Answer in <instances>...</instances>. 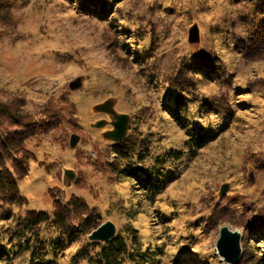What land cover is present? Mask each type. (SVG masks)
I'll return each instance as SVG.
<instances>
[{
    "label": "rangeland",
    "instance_id": "1",
    "mask_svg": "<svg viewBox=\"0 0 264 264\" xmlns=\"http://www.w3.org/2000/svg\"><path fill=\"white\" fill-rule=\"evenodd\" d=\"M7 2L0 16V102L22 98L21 108L37 120L55 110L59 127L32 136L26 155H17L23 163L27 158L28 172L14 175L21 201L0 196V249L10 256L0 255V264L29 261L21 243H10L18 218L50 213L55 200L65 204L72 197L85 199L118 233L135 229L157 264H225L215 253L223 225L243 231L249 260H264L258 220L264 211V58L246 57L264 22L255 6L264 0ZM193 27L199 40L192 44ZM109 98L117 100L118 113L131 116L129 143L120 148L91 127L106 118L92 108ZM195 125L213 139L190 160L184 143ZM15 131L0 128L5 137ZM72 135L80 137L73 149ZM179 151L180 158L169 157ZM167 158L166 189L155 203L137 177L122 174L134 165L132 172L145 178L143 168ZM64 168L77 180L60 201L53 188L63 185ZM223 185L229 188L222 196ZM221 212L259 227L244 236L242 225L212 222ZM56 236L44 229L47 243ZM87 236H64L51 251L53 263L92 264L76 257Z\"/></svg>",
    "mask_w": 264,
    "mask_h": 264
},
{
    "label": "trees",
    "instance_id": "2",
    "mask_svg": "<svg viewBox=\"0 0 264 264\" xmlns=\"http://www.w3.org/2000/svg\"><path fill=\"white\" fill-rule=\"evenodd\" d=\"M8 8L7 0H0V16H4V11L9 10ZM255 13L264 15V5L257 4ZM253 36L251 40L253 48L248 49L246 57L248 60L263 59L264 22L255 30ZM259 86L264 88V81H260ZM23 102V99L18 97L0 102V128L6 127L9 131L16 130L6 137L0 133V196L5 198V201L7 198L11 201H21L23 198L15 176L21 178L28 172L27 158L25 163L17 158L19 153L26 155L27 141L35 134H47L59 127L55 110L51 112L48 108L43 111L45 117L37 120L21 108ZM187 113L185 112L184 115H187ZM179 115L177 121L186 127L182 115ZM188 136L184 143L187 151L185 155L181 151L173 152L169 156L170 158H180L184 155L188 156L190 160L194 159L198 156L200 149L207 146L213 139V137L208 136L205 129L196 125L191 129ZM128 143L129 141L125 142V144ZM115 146L120 148L121 145ZM119 153H122V150H119ZM10 158H13V163L11 168H8L6 164L7 159ZM168 158L158 161L155 163L156 165L150 168H143L145 178H140V176L135 175L136 172H132L131 169L134 165H127L122 174L124 178L137 177L141 189L145 191L146 196L151 199L152 203H155L157 197L166 189L163 171ZM139 159H144V157ZM50 213L27 211L24 217L17 219L15 229L11 230V234H9L11 235L10 243L18 241L29 254L27 264H54L50 256L51 251L54 252L62 244L64 236H87L103 221L100 212L91 208L85 199L80 197H72L65 204L55 200L51 204ZM230 218V215L222 214V212L221 214L215 213L212 222H231L238 227L242 225L245 228L244 236L259 227V224H256L252 219L246 221L242 217L239 221H232ZM258 220L264 225V211L258 216ZM44 229L55 231L57 233L56 238H49V243H47V240L43 237ZM88 249H91L94 253L91 254ZM0 255L10 258L9 254H6L3 249H0ZM156 256L157 254L152 253L150 248H143L137 231L131 229L126 235L119 232L113 241L106 244L86 242V248L76 257H85L92 264H157ZM249 257L245 249L239 264H255L254 260H249ZM263 261V258H261L256 264H263Z\"/></svg>",
    "mask_w": 264,
    "mask_h": 264
},
{
    "label": "water",
    "instance_id": "3",
    "mask_svg": "<svg viewBox=\"0 0 264 264\" xmlns=\"http://www.w3.org/2000/svg\"><path fill=\"white\" fill-rule=\"evenodd\" d=\"M198 31L195 27L190 30V43L198 42ZM75 84V83H73ZM72 86V85H71ZM117 100L109 98L102 103L95 105L92 111L95 114H103L106 118L96 121L91 124L92 128L102 130L103 139L119 144L128 138L129 127L131 123V116L124 113H118L115 109ZM80 137L72 135L70 140V147H76ZM77 180L76 173L70 168L63 169L62 186L53 188L58 200L64 201L67 191L73 187ZM229 186L223 185L221 187V195H225ZM118 235V228L116 224L110 220L102 222L96 229L92 230L87 240L89 243L106 244L113 241ZM243 231L235 228L232 225H223L220 228L219 237L215 246V253L225 264H239L243 257L242 246Z\"/></svg>",
    "mask_w": 264,
    "mask_h": 264
},
{
    "label": "bare ground",
    "instance_id": "4",
    "mask_svg": "<svg viewBox=\"0 0 264 264\" xmlns=\"http://www.w3.org/2000/svg\"><path fill=\"white\" fill-rule=\"evenodd\" d=\"M120 187V186H119ZM121 189H122V191L125 193V189H126V187H125V185L124 184H121ZM124 188V189H123ZM127 192V191H126Z\"/></svg>",
    "mask_w": 264,
    "mask_h": 264
},
{
    "label": "flooded vegetation",
    "instance_id": "5",
    "mask_svg": "<svg viewBox=\"0 0 264 264\" xmlns=\"http://www.w3.org/2000/svg\"><path fill=\"white\" fill-rule=\"evenodd\" d=\"M112 143V142H111ZM122 143V142H121ZM114 144V143H113ZM120 144V143H119ZM119 144H114V145H119Z\"/></svg>",
    "mask_w": 264,
    "mask_h": 264
}]
</instances>
